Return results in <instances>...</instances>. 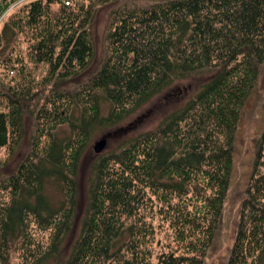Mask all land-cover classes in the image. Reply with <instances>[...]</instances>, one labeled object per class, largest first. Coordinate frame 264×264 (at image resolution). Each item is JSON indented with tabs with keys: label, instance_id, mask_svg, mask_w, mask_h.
Returning a JSON list of instances; mask_svg holds the SVG:
<instances>
[{
	"label": "trees",
	"instance_id": "obj_1",
	"mask_svg": "<svg viewBox=\"0 0 264 264\" xmlns=\"http://www.w3.org/2000/svg\"><path fill=\"white\" fill-rule=\"evenodd\" d=\"M2 1L7 7L17 0ZM53 2L59 9L51 14ZM91 2L26 0L2 25L0 67L11 75L8 82L0 77V148L13 153L21 146L26 114L42 126L48 119L50 129L39 125L30 141L46 135L45 146H33L13 171H0V264H11L13 241L31 240L32 223L50 229L49 244L37 253L27 249L25 264L59 257L62 264H201L229 187L242 110L264 63V0H150L118 9L99 57L89 32ZM18 34L29 40V62L48 65L47 92L34 88L33 72L15 52ZM194 78L201 82L186 97L179 86ZM171 88L180 90L179 101L184 97L180 104L90 161L80 226L65 247L75 223L77 172L94 132L117 128ZM59 123L70 129L61 138L51 129ZM51 182L61 193L57 201L47 191ZM149 192L177 212L175 232L188 239L186 253L153 254L154 232L142 213ZM174 198L180 201L173 205ZM197 201L209 217L194 241L189 206ZM224 264H264L262 141Z\"/></svg>",
	"mask_w": 264,
	"mask_h": 264
},
{
	"label": "rangeland",
	"instance_id": "obj_2",
	"mask_svg": "<svg viewBox=\"0 0 264 264\" xmlns=\"http://www.w3.org/2000/svg\"><path fill=\"white\" fill-rule=\"evenodd\" d=\"M26 0H17L9 4L6 7L5 3L0 2V31L3 23L6 19L18 8L23 5ZM150 0H118L109 3H99L97 0H92V20L89 26V32L93 48L98 57L104 52L107 45V31L111 25L110 16L112 12L123 8L143 7L148 5ZM87 5V1H85ZM5 7V8H4ZM4 8V9H3ZM59 9V3L53 2L50 5L51 14L56 13ZM15 44V52L20 53L29 69L34 75V88L44 89L46 92L50 85H46L48 65L46 63H39L34 65L28 60V44L29 40L23 35L18 34ZM0 67V77L4 81L8 82L11 75L10 72H3ZM7 74V76H5ZM86 74H78L80 76L73 84L68 83L70 89L74 88L78 82H82ZM6 77V78H5ZM75 80V79H74ZM71 81V80H70ZM201 82V78H194L186 80L185 83L180 84L179 89L184 88L186 97H189L197 90L198 84ZM38 90V91H44ZM178 89H168L163 94L154 97L149 103L144 105L140 110L135 112L129 118L122 122L117 128L110 131L106 129H99L94 132L92 138L89 141V147L84 151L77 172V186H78V201L75 216L74 229L66 239L65 247H68V243L75 231L80 226L82 219L83 208L86 200L87 179L90 161L97 155L93 151V144L100 137H105L107 140L104 151L112 145L115 147L118 141L126 136L133 135L140 130L151 128L157 124L161 117L180 104ZM183 96V95H182ZM33 108L31 105L30 108ZM31 108V109H32ZM24 119V127L26 138L22 142L21 146L11 153L7 147L0 148V171L9 169L13 171V166L18 159L23 155L29 153L34 147H44L48 141L46 135L39 138L37 144L30 141V136L36 132V128L42 124V121H36V114H26ZM45 122V121H44ZM48 119L44 125H41L43 132L46 133L50 129ZM52 131L58 136L63 137L70 133V129L67 123H59ZM34 139V138H33ZM264 142V63L261 66L257 85L253 90L251 96L246 101L240 121L237 126V130L234 138L233 146V164L230 174L229 187L226 193V197L222 204L221 212L217 222L213 228V235L211 242L205 247L201 248L204 255L201 257V264H224L230 248L233 244L236 223L239 217V209L241 202L245 196V189L248 184L250 172L252 170L253 160L257 151L259 142ZM47 191L53 201H57L61 197V193L58 187L54 183H48ZM212 193L208 190V195ZM180 200L174 198L171 203L174 205ZM167 206L161 200L156 199L150 192L147 194L145 208L142 213L144 219L149 223L153 229V254L161 251L169 252L174 251L177 254H183L187 251L188 239L182 241L177 238L175 232V222L177 212L174 210H166ZM191 211L190 223L197 232V237L194 241L201 239L204 232V227L208 223V214L201 209L200 202H195L194 207L189 206ZM31 240L24 243L21 240L13 241L10 246V263L11 264H25L29 253L27 249H31V252L43 251L49 244L50 229H39L32 223L31 225ZM203 249V250H202ZM66 251V250H65ZM155 261V259L153 260ZM51 264H62V257H59Z\"/></svg>",
	"mask_w": 264,
	"mask_h": 264
},
{
	"label": "water",
	"instance_id": "obj_3",
	"mask_svg": "<svg viewBox=\"0 0 264 264\" xmlns=\"http://www.w3.org/2000/svg\"><path fill=\"white\" fill-rule=\"evenodd\" d=\"M106 144L107 140L104 136L96 140L93 144V151L95 152V154L102 153L106 147Z\"/></svg>",
	"mask_w": 264,
	"mask_h": 264
},
{
	"label": "built area",
	"instance_id": "obj_4",
	"mask_svg": "<svg viewBox=\"0 0 264 264\" xmlns=\"http://www.w3.org/2000/svg\"><path fill=\"white\" fill-rule=\"evenodd\" d=\"M68 2H66V4H67Z\"/></svg>",
	"mask_w": 264,
	"mask_h": 264
}]
</instances>
